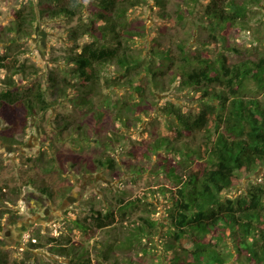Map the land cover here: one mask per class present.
<instances>
[{"label":"rangeland","instance_id":"obj_1","mask_svg":"<svg viewBox=\"0 0 264 264\" xmlns=\"http://www.w3.org/2000/svg\"><path fill=\"white\" fill-rule=\"evenodd\" d=\"M29 1L0 0V26L14 22L15 9ZM209 1L162 0L161 6L156 0H141L130 7L126 18L130 27L144 32L130 39V47L145 64L152 62L162 73L155 78L144 66L125 73L117 63L98 64L101 76L90 94L93 103L85 108L72 100L77 93L63 96V68H73V63L64 60L82 44L95 37L109 43L112 33L105 36L102 30L97 36L70 39L71 27L82 20L91 22L99 8L98 0L54 1V6H77L78 2L83 6L71 21L64 16L38 17L26 33L17 35V41H12L7 31L0 32V53L38 67V74L28 69L23 84L41 85L50 102L45 112L31 117L26 129L15 125L10 106L0 105V185L6 190L0 200V264H90L79 261V254L93 260L92 264H166L170 260L169 254L174 251L166 256L167 237L163 235L173 220L174 196L181 184L177 180L183 176L184 181L191 171L193 159L188 156L203 143L205 132L185 130L184 136L177 138L176 130L182 124L168 110L174 106L192 120L206 102L212 101L215 92L231 94L224 82L206 86L209 96L204 93L206 88L197 91L184 87L175 71L180 64L191 68V63L184 62L180 46L191 57L204 50L211 52L213 59L228 53L231 64L264 55V1L252 8L250 26L238 23L226 38L221 27L213 28L203 17ZM182 7L184 18L180 16ZM169 49L175 56L174 64L157 56V52ZM192 62L199 65L197 59ZM51 72L53 76L57 73L56 83L50 80ZM7 75L6 70L0 71V90L7 87ZM244 92L259 93L252 80L247 81ZM100 109H106L107 121L97 120ZM163 124L174 130V140L170 147L163 145L155 150L152 145L165 138ZM144 145L151 146L145 158L131 153ZM177 149L185 150L188 156L182 157ZM100 158H115L117 167L97 166ZM92 167L94 171L87 170ZM167 167H174V176L181 174L179 179L169 174ZM240 176L241 181L223 191V200L249 193L255 185L264 188V165ZM122 198L135 202L126 214H122ZM92 209L113 210L116 219L103 228L97 227L94 219L84 223ZM143 216L157 221V226L151 233L139 230V238L130 242L134 229L143 224ZM79 223L87 227L81 228ZM58 243L61 248L74 245L75 249L58 251L54 248ZM233 244L224 241L219 248L228 251L232 247L235 252ZM176 250L186 258L179 244ZM108 252L110 257L105 259ZM231 262L234 264V259Z\"/></svg>","mask_w":264,"mask_h":264},{"label":"trees","instance_id":"obj_2","mask_svg":"<svg viewBox=\"0 0 264 264\" xmlns=\"http://www.w3.org/2000/svg\"><path fill=\"white\" fill-rule=\"evenodd\" d=\"M54 1L59 0H30L28 5L16 8L14 22L0 26V32L7 31L11 40L17 41V35L26 33L38 17L64 16L71 21L78 15V7L83 6L81 2H78L77 6H54ZM263 1L210 0L204 6L203 17L208 23H212L213 28L221 27L222 36L226 38L238 23L243 27L250 26L249 14L252 8ZM156 2L164 6L162 0ZM140 3L141 0H98L99 8L93 12L90 23L82 20L70 28L69 35L72 40H79L87 34L97 36L101 30L105 36L109 33H112V36L109 43L100 42L95 37L94 40L82 44L80 50L66 57L64 61L73 63V68H63V96L77 93L72 100L83 108L91 105L93 97L91 98L90 94L94 92L93 85L95 86L101 76L98 64L117 63L125 73H132L144 66L147 73H151L155 78L162 73V70L159 73L155 70L152 62L145 64L144 59L130 47V39L144 35L139 28H131L126 19L129 8ZM185 14V9L180 8V16L184 18ZM217 41L220 43V40ZM180 48L184 62L191 63V68L180 64L175 71L182 79L184 87H193L198 91L212 83L224 82L229 86L231 94L224 91L215 92L213 102H206L203 110L192 120L174 106L168 110V113L174 112L182 124L176 130L177 138L183 137L185 130L193 131L198 128L204 130L205 140L198 149L191 150L190 156L185 150L177 149L178 153H182V157L193 159L192 169L184 181L183 176L180 177L181 174L174 176V167H167L169 174L176 179L180 177L177 181L181 184L174 196L173 220L163 235L167 237L164 244L166 256L168 252L174 251L169 254L170 260L166 264H232V259L234 264H264V188L255 185L249 193L241 194L237 198H222L223 191L241 181L240 175L248 174L258 166L264 165V55L258 60L246 59L239 64H231L228 53L223 52L220 58L213 59L212 53L204 50L191 57L183 45ZM157 54L158 58L165 57L174 64L175 56L171 49L162 50ZM196 59L199 64L197 66L192 62ZM159 63L163 64L164 61ZM28 69L32 74L39 73L38 67L26 66L20 63L19 58L9 53H0V71L8 72L4 78L7 87L0 90V105L13 109L15 125L23 129L29 126L33 115L45 112L50 107L46 89L41 85L24 86L23 80L27 78ZM54 73L56 76L57 73ZM55 76L51 72L50 80L56 83L58 80ZM248 80L255 82L260 95L244 92ZM136 87L141 89L142 86ZM204 93L209 96L210 90L206 88ZM216 98L218 102H215ZM100 110L97 120L104 121L106 109ZM105 120L107 121L106 118ZM162 131L165 138L152 145L155 150L163 145L170 147V141L174 140L175 132L172 128L163 124ZM150 151L151 146L144 145L137 146L131 153L138 158H145ZM194 156L197 158H193ZM97 161V166H109L113 169L117 167L115 158H100ZM87 170L94 171L95 168ZM41 189L48 191L46 187ZM4 191L6 190L0 185V200L3 199ZM120 201L124 211L122 214H126L135 203L124 198ZM89 219H94L97 227L103 228L112 224L116 217L113 210L104 212L101 209H92L84 223ZM142 221L143 224L138 225L129 237L130 242L139 238V230L151 233L158 223L146 216L142 217ZM84 223H79V226L86 228ZM229 240L234 243L235 252L232 247L228 251L219 248L224 241L230 243ZM177 244L185 251L186 258L176 250ZM59 245L60 243L54 246L58 251L69 252L70 249H75L74 245L69 248H61ZM104 257L108 259L110 253ZM77 259L93 263V260L82 254H79Z\"/></svg>","mask_w":264,"mask_h":264}]
</instances>
